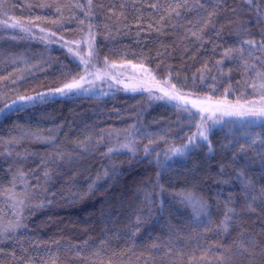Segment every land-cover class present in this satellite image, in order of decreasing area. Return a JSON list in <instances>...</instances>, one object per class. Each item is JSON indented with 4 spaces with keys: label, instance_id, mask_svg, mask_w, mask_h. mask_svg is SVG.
Listing matches in <instances>:
<instances>
[{
    "label": "trees",
    "instance_id": "trees-1",
    "mask_svg": "<svg viewBox=\"0 0 264 264\" xmlns=\"http://www.w3.org/2000/svg\"><path fill=\"white\" fill-rule=\"evenodd\" d=\"M184 2L0 0V108L85 67L124 64L192 102L264 97V51L243 43L261 41L264 0ZM99 86L0 112V223L22 224L0 238V264H264V121L224 117L207 142L172 155L196 133L197 110Z\"/></svg>",
    "mask_w": 264,
    "mask_h": 264
},
{
    "label": "snow or ice",
    "instance_id": "snow-or-ice-1",
    "mask_svg": "<svg viewBox=\"0 0 264 264\" xmlns=\"http://www.w3.org/2000/svg\"><path fill=\"white\" fill-rule=\"evenodd\" d=\"M249 3L252 2V0H248ZM89 4H91V0H89ZM198 7L200 9L204 8V2L203 0H197ZM155 7V5H153ZM178 7H188L187 0H185L183 5H178ZM190 10V9H189ZM175 11V10H174ZM214 13H209V17H211ZM176 15L179 16L180 13L176 12ZM259 22V19H258ZM83 23V21H82ZM207 23V21L205 22ZM11 27H21L18 23H14L11 25ZM21 31H24L27 33L29 31L28 28L21 27ZM244 44L248 45L250 48H259L260 51H264V34L261 36V41L257 43L255 40L249 39L245 40L243 42ZM69 52L72 51V48L69 46L68 48ZM239 51L241 55L243 54V49H228L225 52V57L231 56L234 52ZM92 53L90 52V56ZM249 55H251V52H249ZM218 64L222 63V61H218ZM100 76H97V79H100ZM85 82V77L81 76L78 80H73L70 83H65L62 87H58L52 91H49L47 93H38L35 96H29V95H22L17 97L16 100H13L11 104H5L4 108H0V112H3L5 109L10 110H16L19 111L21 108H23L26 104H35L37 102L43 103L46 102V99L48 96H52L55 94H59L61 96H66L69 93H72L74 91H87V89L83 88V83ZM215 87V85L213 86ZM261 88H264V84L260 86ZM135 91V89H133ZM229 90H226V94ZM164 97H167L169 102L176 101L173 106L177 108H181L180 101L183 99L180 95L173 92H164ZM164 97H157V99H163ZM193 106H195V102H192ZM19 104V108H16L15 106ZM182 110L186 112H190L191 115H196V113H191V110L188 108V104L184 103L182 106ZM201 113L210 112L211 114L208 116H201V122L197 124V131L193 134L192 137L189 138V141L187 144H185L180 149H171L172 155H185L190 150L194 149L197 145L200 144L201 141L207 142L209 140V134L212 130V126L215 124H219L223 122L224 117H237L239 119H248L250 121H264V105L261 106H249V107H229V108H220L217 106V109L215 111H212L209 108H200ZM211 121V123H209ZM255 143V141H253ZM127 147V145H125ZM241 150H243V145L241 146ZM148 149H145V153H148ZM225 183L227 181H224ZM245 189H251V182L249 181L244 185ZM247 196V192H246ZM257 197L253 196L251 197V200H255ZM261 198H264V189L261 190ZM183 201H186L189 205L193 207V211L197 214H203L208 215L207 208L208 205L206 201L197 199L191 194H188L186 196H183L181 198ZM252 205L251 203L248 204V208L251 209ZM233 211L232 209H229V212ZM229 217L228 214H225V219L221 221V226H223L224 230H227V221ZM22 226L20 220H17L16 223L9 222L6 226L3 223H0V238H4L6 236H10L14 231L19 229ZM139 231V229H137Z\"/></svg>",
    "mask_w": 264,
    "mask_h": 264
},
{
    "label": "rangeland",
    "instance_id": "rangeland-1",
    "mask_svg": "<svg viewBox=\"0 0 264 264\" xmlns=\"http://www.w3.org/2000/svg\"><path fill=\"white\" fill-rule=\"evenodd\" d=\"M116 66V65H115ZM109 68V69H108ZM87 69V70H85ZM83 73L85 77V82L83 83V88L87 89V93L95 94L97 91H102L101 87L99 85H106L107 83H120L121 85L128 88V90L135 91H143V92H156L158 91V94L162 97H164V92H173V90H170L169 87H166L164 85L159 84L156 79L154 78L153 74L146 69L145 67H142L140 65H128L124 64L117 67H102L101 70L98 68H84ZM97 76H100V79H97ZM104 91V90H103ZM79 92H85V91H79ZM156 96V95H155ZM264 96V95H263ZM165 100L168 101L167 97H164ZM174 104L177 103L176 101H173ZM181 106H183L184 103H187L188 107H192L195 110H197L200 115L208 116L210 115V112L201 113L200 108H209L212 111H215L217 109V106L220 108H227L222 105H215L208 101H201L197 100L195 102V106H193L192 101H188L187 99H182ZM170 104L172 102H169ZM261 106L264 105V97L258 98L257 100L251 102L248 105H244V107L249 106Z\"/></svg>",
    "mask_w": 264,
    "mask_h": 264
}]
</instances>
